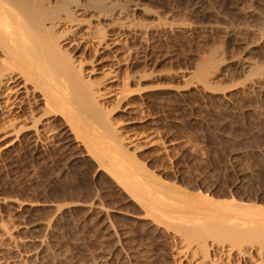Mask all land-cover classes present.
<instances>
[{"label":"rangeland","instance_id":"1","mask_svg":"<svg viewBox=\"0 0 264 264\" xmlns=\"http://www.w3.org/2000/svg\"><path fill=\"white\" fill-rule=\"evenodd\" d=\"M30 1L45 7L48 18H65L55 28L59 36L122 39L120 74L133 77L132 88L140 91L134 101L144 109L136 115L145 117L128 129L143 132L153 121L167 146L137 152L147 170L193 193L264 207V0H68L67 9L64 0ZM87 43L78 54L65 48L87 60L86 68H98L100 46ZM104 73L84 75L99 81ZM103 105L119 121L132 116L115 98ZM3 127L0 120V137ZM28 144L24 139L0 158V195L40 204L21 211L26 222L43 221L35 232L48 236V247L39 263L104 264V254H112L105 264L198 263L177 254L174 242L147 219L116 213L144 210L109 177L97 176L90 161L75 162L73 146ZM19 215L14 225L22 222ZM208 255L199 264L223 261ZM224 263L248 264L234 257Z\"/></svg>","mask_w":264,"mask_h":264},{"label":"bare ground","instance_id":"2","mask_svg":"<svg viewBox=\"0 0 264 264\" xmlns=\"http://www.w3.org/2000/svg\"><path fill=\"white\" fill-rule=\"evenodd\" d=\"M29 1L0 0V120L6 129L0 141L11 138L5 145L1 142L0 158L24 139L35 149L56 144L73 146L75 162L90 161L97 176L109 177L119 193L144 210L143 214L114 211L147 219L167 234L184 259L199 264L206 262L212 251L224 262L234 257L248 264H264V207L182 189L163 181L136 159L137 152L144 149L157 145L162 150L167 146L160 140L158 128L152 127L153 121L143 132L128 129L145 117L136 115L144 109L143 103L134 101L140 91L132 88L133 77L120 74L125 63L120 57L122 39L107 43L103 36L95 41L84 33L76 39L61 33L59 36L54 31L65 24V18L53 14L55 19L48 18L42 13L45 7ZM68 5L64 0L61 6L67 9ZM76 13L70 11L71 15ZM89 41L97 43V51L102 53L97 59L99 67L91 66V70L85 67L87 60L73 57L65 48L70 46L78 54L82 43ZM101 48L111 50V55H105ZM96 69L105 71L103 79L92 81L84 75ZM110 98L132 116L120 121L114 118L113 110L103 105ZM141 98L144 100V96ZM74 204L88 205L81 200ZM39 205L0 195V264H41L48 236L35 231L43 221L26 222L21 213L26 206ZM99 208L103 206L98 204ZM18 214L24 221L14 225L12 220H17L14 218ZM101 259V263H107L112 254H104ZM223 261L210 259L208 264H225Z\"/></svg>","mask_w":264,"mask_h":264}]
</instances>
